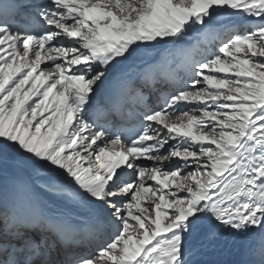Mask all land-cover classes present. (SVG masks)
I'll use <instances>...</instances> for the list:
<instances>
[{"label":"snow or ice","instance_id":"obj_1","mask_svg":"<svg viewBox=\"0 0 264 264\" xmlns=\"http://www.w3.org/2000/svg\"><path fill=\"white\" fill-rule=\"evenodd\" d=\"M0 264H264V0H0Z\"/></svg>","mask_w":264,"mask_h":264},{"label":"bare ground","instance_id":"obj_2","mask_svg":"<svg viewBox=\"0 0 264 264\" xmlns=\"http://www.w3.org/2000/svg\"><path fill=\"white\" fill-rule=\"evenodd\" d=\"M257 240L253 238L249 244H248V249H252L256 246ZM230 259L235 260V261H243V260H249L251 257L247 254L246 250L244 248H241V250L236 253L234 256H232Z\"/></svg>","mask_w":264,"mask_h":264}]
</instances>
